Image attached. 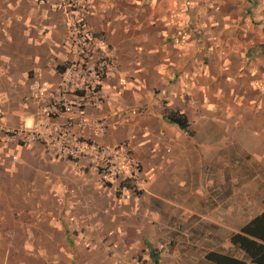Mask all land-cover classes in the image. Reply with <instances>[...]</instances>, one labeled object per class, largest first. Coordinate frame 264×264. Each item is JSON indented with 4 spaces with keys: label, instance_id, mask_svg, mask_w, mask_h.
Segmentation results:
<instances>
[{
    "label": "crops",
    "instance_id": "1",
    "mask_svg": "<svg viewBox=\"0 0 264 264\" xmlns=\"http://www.w3.org/2000/svg\"><path fill=\"white\" fill-rule=\"evenodd\" d=\"M53 1L0 0V108L14 130L39 121L31 83L57 87L72 59ZM92 1L85 24L109 42L116 71L100 108L56 122L102 146H129L144 191L106 184L87 162L41 144L1 143L0 264H154L153 251L160 264H188L201 250L203 264L210 252L249 262L229 240L264 211L255 178L240 188L238 177L240 165L264 164V0ZM165 109L185 114L195 136L168 123ZM213 166L229 174L218 189L204 181ZM176 229L181 238L159 234Z\"/></svg>",
    "mask_w": 264,
    "mask_h": 264
},
{
    "label": "built area",
    "instance_id": "2",
    "mask_svg": "<svg viewBox=\"0 0 264 264\" xmlns=\"http://www.w3.org/2000/svg\"><path fill=\"white\" fill-rule=\"evenodd\" d=\"M53 5L66 17L72 59L65 66L57 87L37 79L31 83V98L42 103L39 121L33 129L8 128L2 122L0 108V144H41L53 155L87 162L100 171L106 184L125 186L141 193L144 191L143 167L129 146H102L78 136V129L73 125L56 122L60 114L102 106L101 88L108 75L116 71V61L109 42L92 33L85 24L84 16L92 10V0H54ZM99 126L104 128L102 124Z\"/></svg>",
    "mask_w": 264,
    "mask_h": 264
},
{
    "label": "trees",
    "instance_id": "3",
    "mask_svg": "<svg viewBox=\"0 0 264 264\" xmlns=\"http://www.w3.org/2000/svg\"><path fill=\"white\" fill-rule=\"evenodd\" d=\"M98 36L102 37L101 35ZM60 70L64 72L65 67ZM164 119L172 125H177L188 136H195L185 114L165 109ZM229 244L240 254L245 255L249 262L216 252L207 253L205 260L210 264H264V211L243 227L239 233L233 234ZM152 259L154 264H160L155 251L152 252Z\"/></svg>",
    "mask_w": 264,
    "mask_h": 264
},
{
    "label": "rangeland",
    "instance_id": "4",
    "mask_svg": "<svg viewBox=\"0 0 264 264\" xmlns=\"http://www.w3.org/2000/svg\"><path fill=\"white\" fill-rule=\"evenodd\" d=\"M210 167V166H209ZM226 167L220 168V167H212V172H209L205 178L204 181L208 182V189H218L219 186H223L226 185V183L228 181H226V179H228L229 174L227 171H221L220 169H225ZM235 173V171H234ZM238 174H239V186L241 188V183L242 180L244 179V177L248 176L249 178L252 176L255 178V189L261 191L262 196H264V164L261 163L260 161H255L254 165L251 166V164L249 163L248 166L245 165H240L238 168ZM234 175V174H233ZM195 178H197L198 180L195 181V188H202V184L204 186V183H202L201 181H203V175H194ZM176 235H174L173 231H167V230H161L159 232V234L161 235V237L163 239L169 238V233L170 236H175L178 238H181L183 235V231L182 229H176ZM196 233L198 231H195ZM176 246V245H175ZM180 252L183 250L182 246H178ZM199 248V247H197ZM203 250L201 251H196L191 255L192 260L188 261V264H203V260H201L202 258H204V254H202ZM204 253V252H203ZM237 254H240L238 251H236ZM190 258V256L188 257ZM169 257L165 256V260H164V264L165 262L169 261ZM180 262H182V258L179 257ZM194 259V261H193Z\"/></svg>",
    "mask_w": 264,
    "mask_h": 264
}]
</instances>
